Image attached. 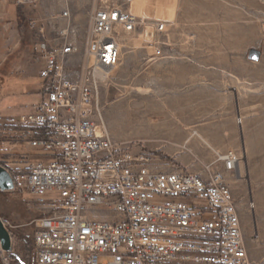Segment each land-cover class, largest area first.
Segmentation results:
<instances>
[{
	"label": "built area",
	"instance_id": "1",
	"mask_svg": "<svg viewBox=\"0 0 264 264\" xmlns=\"http://www.w3.org/2000/svg\"><path fill=\"white\" fill-rule=\"evenodd\" d=\"M136 1L91 0L79 47L68 10L52 17L67 19L56 37L38 24L40 97L26 113L0 114V126L17 129L28 148L51 153L13 176L39 212L33 264H253L224 180L235 153L218 156L221 167L205 177L159 170L99 124L101 84L119 64L123 37L144 23ZM154 32L153 56H170L166 24ZM4 252L1 264H11Z\"/></svg>",
	"mask_w": 264,
	"mask_h": 264
},
{
	"label": "rangeland",
	"instance_id": "2",
	"mask_svg": "<svg viewBox=\"0 0 264 264\" xmlns=\"http://www.w3.org/2000/svg\"><path fill=\"white\" fill-rule=\"evenodd\" d=\"M191 1L199 9L201 0ZM178 2L183 0H142L132 9L144 23L123 37L119 64L101 84L99 124L119 145L145 151L159 170L205 177L208 169L221 167L218 156L235 153L236 168L224 180L240 215L248 257L264 264V0L206 5L214 21L235 20L242 12L248 25L242 38L246 33L248 43L218 44L212 60H178L174 49L170 57L155 58V24L174 22ZM90 5L91 0H0V114L26 113L40 97L37 25L44 22L47 36L56 37L67 19L52 17L68 10L70 40L79 47ZM251 48L261 51L258 61L248 60ZM193 66L212 74L177 73V67ZM50 155L28 148L14 127L0 126V164L15 171ZM38 216L23 188L0 191V218L11 237V251L4 252L9 263L33 264Z\"/></svg>",
	"mask_w": 264,
	"mask_h": 264
},
{
	"label": "crops",
	"instance_id": "3",
	"mask_svg": "<svg viewBox=\"0 0 264 264\" xmlns=\"http://www.w3.org/2000/svg\"><path fill=\"white\" fill-rule=\"evenodd\" d=\"M208 2H211V0L199 1V4H201L199 9L196 7V1L183 0L182 4L178 2L175 21L168 22V25H166L169 32L168 37L172 42V50L174 49L172 56L176 59L212 60L214 57L211 55L219 50L218 44H231L234 41L238 43L249 42L246 33L244 35L245 39L242 38L243 29L248 27L242 19V12L235 20L232 16L216 21L210 20L209 11L206 8ZM177 73L183 75L192 73L194 76H201L210 75L212 71H210V68L201 69L193 66L192 69H187V71L183 67H177ZM192 90L204 91L205 88L193 87Z\"/></svg>",
	"mask_w": 264,
	"mask_h": 264
},
{
	"label": "water",
	"instance_id": "4",
	"mask_svg": "<svg viewBox=\"0 0 264 264\" xmlns=\"http://www.w3.org/2000/svg\"><path fill=\"white\" fill-rule=\"evenodd\" d=\"M261 51L256 48L249 49L247 58L250 61H258ZM14 188V179L11 173L2 165H0V191L12 190ZM0 248L6 252L11 251V237L7 228L4 226L0 218ZM1 264V261H0Z\"/></svg>",
	"mask_w": 264,
	"mask_h": 264
},
{
	"label": "bare ground",
	"instance_id": "5",
	"mask_svg": "<svg viewBox=\"0 0 264 264\" xmlns=\"http://www.w3.org/2000/svg\"><path fill=\"white\" fill-rule=\"evenodd\" d=\"M142 0H139V1H136V2H133V4H132V9L133 10H137L138 8H137V4L138 3H140Z\"/></svg>",
	"mask_w": 264,
	"mask_h": 264
},
{
	"label": "trees",
	"instance_id": "6",
	"mask_svg": "<svg viewBox=\"0 0 264 264\" xmlns=\"http://www.w3.org/2000/svg\"><path fill=\"white\" fill-rule=\"evenodd\" d=\"M0 165H2V164H0ZM2 166H4L10 173H11V175L12 176H14V171L12 170V169H9L7 166H5V165H2Z\"/></svg>",
	"mask_w": 264,
	"mask_h": 264
}]
</instances>
